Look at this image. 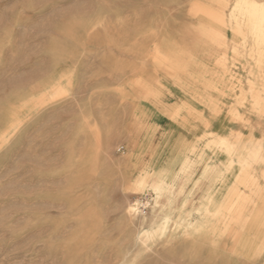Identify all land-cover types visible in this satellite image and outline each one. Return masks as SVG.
Here are the masks:
<instances>
[{
  "label": "rangeland",
  "instance_id": "1",
  "mask_svg": "<svg viewBox=\"0 0 264 264\" xmlns=\"http://www.w3.org/2000/svg\"><path fill=\"white\" fill-rule=\"evenodd\" d=\"M0 264H264V0H0Z\"/></svg>",
  "mask_w": 264,
  "mask_h": 264
}]
</instances>
